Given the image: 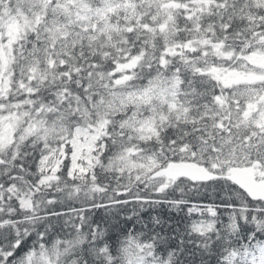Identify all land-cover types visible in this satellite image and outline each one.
I'll list each match as a JSON object with an SVG mask.
<instances>
[{
  "label": "snow or ice",
  "instance_id": "1",
  "mask_svg": "<svg viewBox=\"0 0 264 264\" xmlns=\"http://www.w3.org/2000/svg\"><path fill=\"white\" fill-rule=\"evenodd\" d=\"M0 264H264V0H0Z\"/></svg>",
  "mask_w": 264,
  "mask_h": 264
}]
</instances>
